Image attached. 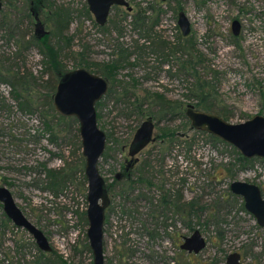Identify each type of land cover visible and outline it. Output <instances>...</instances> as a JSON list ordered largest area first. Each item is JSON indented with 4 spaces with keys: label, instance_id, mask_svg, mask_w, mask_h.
I'll return each mask as SVG.
<instances>
[{
    "label": "rangeland",
    "instance_id": "rangeland-1",
    "mask_svg": "<svg viewBox=\"0 0 264 264\" xmlns=\"http://www.w3.org/2000/svg\"><path fill=\"white\" fill-rule=\"evenodd\" d=\"M29 1L3 0L0 13V68L12 67L25 77L23 82H27L25 88L29 89L20 93L9 78H4L5 74L0 75V183L11 192L26 218L43 231L52 251H41L26 230L10 223L6 232L0 228L6 243L0 248V264H93L87 238L85 158L80 134L79 139L76 137L79 123L67 119L60 126L58 114L48 106L57 78L53 74V82L49 83L52 74H45L44 48L32 39L35 27L33 18H27ZM50 1L73 12L66 39L50 40L62 50L60 57L66 71L88 66L90 71H96L98 65L116 61L119 48L131 53L114 82L109 83L114 93H108L97 105L98 125L107 137L99 169L111 199L105 220V264H155L149 257L163 255L168 264H227V257L233 253L241 255L242 264H264V229L245 209L241 197L230 196L234 181L255 184L264 192L263 159H253L244 167L233 166L238 158L234 147L193 130L186 116L184 119L177 112L171 120L168 116L158 121L164 116L162 105L151 103L150 98L143 110L155 114L152 118L157 124V141L138 155L139 163L131 180L137 181L144 175L154 187L137 184L127 189L128 180H116L130 161L129 147L138 128L149 118L147 112L144 116L132 113L129 104L160 94L172 104H183L185 114L189 105L196 108L197 103L190 98L194 78L179 73L185 56L176 54L164 59L156 53L151 48L155 41L144 37V32L134 24V15L154 7L147 13L156 19L155 11L162 10L155 27L156 42L164 41L173 48L180 37L192 39L202 56L200 76L213 88L207 89L208 93L217 99L218 110L226 115L227 122L241 124L264 116V0H127L132 11L114 8L105 27L86 14L85 0ZM41 10L42 20L51 29V8L45 6ZM180 12L191 22L188 37L182 36L178 26ZM4 14L8 16L7 22ZM234 21L241 25L237 37L232 32ZM13 25H18V29L11 33ZM24 34L25 40L20 41ZM141 46L148 47L142 56L138 50ZM121 87H128L133 95L129 103L120 101L122 96L115 94L123 92ZM14 93H20L18 97L28 96L30 110L27 99L17 102ZM46 123H51L52 131H47ZM162 129L177 131L178 139L173 144L163 143ZM224 166L231 172L221 171L223 176L215 180ZM49 171L63 173L59 186L52 185L54 179ZM163 186L167 193L180 191L184 201H195L198 209H204L192 222L194 231L199 230L207 241L199 255L182 256L179 247L174 246L173 243L179 245L183 237L194 232L186 229L177 217L167 222L174 225L173 229L163 228L159 232L161 242L157 238L152 242L149 233L155 228L150 222V202L158 205ZM124 189L125 197L121 195ZM3 220L0 208V224ZM5 255L9 258L3 263Z\"/></svg>",
    "mask_w": 264,
    "mask_h": 264
},
{
    "label": "water",
    "instance_id": "water-1",
    "mask_svg": "<svg viewBox=\"0 0 264 264\" xmlns=\"http://www.w3.org/2000/svg\"><path fill=\"white\" fill-rule=\"evenodd\" d=\"M166 2L167 0H155ZM95 22L103 27L107 24L114 7H124L132 11L127 0H86ZM3 4L0 0V11ZM178 26L183 37L191 34V22L184 12L178 14ZM234 36H239L241 25L238 21L232 24ZM46 34V33H45ZM109 84L101 76L85 69H76L67 73L57 85L54 95L56 112L63 117L74 118L79 123V134L82 155L85 158V177L88 182L87 192V238L93 253V264H105L104 240L106 210L111 200L106 181L100 173L99 163L107 144L106 134L98 125L97 105L108 92ZM185 116L191 128L212 135L234 147L242 157L248 160H264V116H256L241 124H231L219 115L204 112L189 105ZM157 124L150 117L138 128L129 147L130 161L127 171L135 166L140 155L149 145L156 141ZM120 178V174L117 175ZM233 195L241 197L245 209L254 216L260 228L264 229V195L259 186L243 181H234L230 185ZM0 202L4 212L18 227L25 229L44 252H51L52 247L42 230L32 224L17 206L11 192L0 187ZM207 247V241L199 230L183 238L181 248L189 254H199ZM241 255H229L227 264H241Z\"/></svg>",
    "mask_w": 264,
    "mask_h": 264
},
{
    "label": "trees",
    "instance_id": "trees-1",
    "mask_svg": "<svg viewBox=\"0 0 264 264\" xmlns=\"http://www.w3.org/2000/svg\"><path fill=\"white\" fill-rule=\"evenodd\" d=\"M159 2V1H156ZM158 4V3H157ZM55 8H53V17L56 18V22H55V37L57 39L62 40V39H66V33L69 30V26L70 23L72 21V14L73 12H71L69 9H67L64 6L58 7L55 6ZM155 9L154 7H149V9L147 11H142L139 10L137 12L136 15H134L133 20H134V24L141 29L144 32V37L146 39H149L151 41H155L154 45L151 48H154V51L156 53H158L159 55L162 54V57L164 59H167L168 57L171 56H175L176 54H180L181 56H185V61L184 64L180 67L179 69V73L183 76H188L189 78H194L195 83L193 84L194 87L192 89V95L190 98L194 99L197 101V103L195 104L196 108L198 110H202L204 112H208V113H212V114H216L219 116H222V118H224L226 115L223 114V112H220L218 110V104H217V99L215 97H213L211 95V93H208L207 89H211L212 85L203 80V77L200 76V72L198 71L199 69V62H203L202 61V56L201 54L196 50V46L193 43L192 39L190 38H179V42L177 45H175L173 48H171L169 46L168 43L161 41V42H156L157 36L155 33V27L158 25L159 23V17L162 13V10H156V19H154L153 15H149L147 12L150 11V9ZM116 9H119L118 7H116ZM86 14L90 17V13L88 11V9H85ZM152 43V42H151ZM151 43H149V46H151ZM148 47H144L141 46L138 50L142 55L146 54V49ZM150 48V47H149ZM170 51L169 54L166 55V51ZM48 54L45 55L46 59L48 60L46 65L47 68L50 69V71H52L53 68H57V72L59 73V76H63L67 71L65 70V66L62 64L61 62V57L60 54L62 52L61 49H56L54 47H49L48 49ZM131 53L128 54V51L119 48V52L117 54V60L116 61H112L111 63L107 64V65H98L99 67L96 68V71H92V73H95L97 75H100L102 77L107 78L110 82H114L115 76L117 74V72L119 71V69L121 68L122 63H127L128 60L130 59ZM197 59L199 61H197ZM86 69L90 70V67H86ZM6 70V69H5ZM5 70H2L0 68V75L1 74H5ZM4 72V73H2ZM18 75V76H17ZM16 76H14V81L12 82L14 84V86L16 88H19L21 91L20 93H22L23 91H28V88H25L27 82H23V80L25 79V77L20 76L19 74H17ZM50 84L52 83V81L49 82ZM192 85V86H193ZM122 88V87H121ZM28 89V90H27ZM55 90V86H52V91ZM123 92L119 93V92H115L116 95L118 96H122L120 101H124L129 103L130 100L132 99L133 95L129 94V89L128 87H123L122 88ZM20 93L16 94L14 93L17 102L19 100H21L23 97H18L20 96ZM113 86L110 88L109 90V94L111 95L113 94ZM28 97V96H27ZM27 97L23 98L27 99ZM151 98V100L153 102L151 103H159L162 105V109H163V115L160 119H158V121H160L162 118H166V117H170V120L173 119L172 116L174 113H179L181 115V117H183L185 119V114H184V105L183 104H172L170 101L166 100V98L163 95L160 94H154L152 96L148 95L145 97V99L143 101H139V99H136L135 102L132 104H129L128 107L132 108V113L133 112H138L140 116H144L147 111L143 110V107L146 104H148V100ZM22 101V100H21ZM31 103L30 101H28L27 99V110H30ZM52 111H54L52 103H51V97L49 100V105H48ZM127 107V108H128ZM53 113V112H52ZM149 113V118H152V115L155 117V114L151 111L147 112ZM47 114V113H46ZM48 116V115H47ZM58 117V122L59 125L61 126L63 122H65L67 119H71L74 122L78 123V121L74 118H65V117H61L59 115H57ZM99 117V116H98ZM153 119V118H152ZM154 120V119H153ZM46 127H47V131H52V125L51 123H46ZM162 136L160 135L161 141L163 143H171L173 144V142L175 140L178 139L179 135L178 132L175 130H164L162 129ZM77 139H79V130H77V135H76ZM211 139L215 142H220L223 143V141H221L220 139L210 135ZM156 141H157V137H156ZM234 152L238 155V158L236 159V163L233 166H246L251 164L253 161L252 160H248L245 159L242 156H239V153L233 149ZM149 167V164L147 165ZM221 171H226V172H231V170L228 168V166H224V169H220L217 173H216V177L215 180H219V178H221L223 176V172ZM52 173L51 177H53L54 182L52 183V185H57L59 186V182L63 179V173L59 172H53V171H49ZM131 173L132 171H130V173L128 174L131 177ZM231 175L233 176V174L231 173ZM221 176V177H219ZM117 180V179H116ZM129 182V187H127V189H131L133 188V186L137 185V184H148L151 186H154V184L152 183V181L148 180L145 178V176L143 175V177H139V179L137 181H133L131 180V178L127 179ZM118 181V180H117ZM134 190V189H132ZM162 191H164L163 196L160 198L159 202H160V206L163 207V209L161 208V213L164 214L165 218L167 220H171L174 217H177L179 219V221L183 218L184 219V225L186 227V229H188L189 231H194V225L192 224L193 220L195 218H199L203 213H204V209L203 208H197V205L195 203V201H184L182 194L180 193V191H178L176 194L172 193V191L170 192H166L163 186ZM126 190L124 189V192L121 193V195L123 196V194H125ZM127 195V194H125ZM125 195L123 197H125ZM230 196L234 197L235 199H237L238 197L230 194ZM145 197V196H142ZM127 198H129V196H127ZM167 206V207H166ZM165 208L167 211H165ZM127 213V212H125ZM188 221V222H187ZM172 224H166L164 227L167 230L173 229ZM150 235V233H149ZM179 238V237H178ZM87 250H89L88 246L86 247ZM64 264H66V262H64Z\"/></svg>",
    "mask_w": 264,
    "mask_h": 264
},
{
    "label": "flooded vegetation",
    "instance_id": "flooded-vegetation-1",
    "mask_svg": "<svg viewBox=\"0 0 264 264\" xmlns=\"http://www.w3.org/2000/svg\"><path fill=\"white\" fill-rule=\"evenodd\" d=\"M2 1V4H3V7H2V10L0 11V13L3 11V9H4V2H3V0H1ZM29 0H27V2H28ZM86 1V0H85ZM30 2V11L28 12L29 14L27 15L28 17L27 18H33V20H34V27H35V31H34V37H32V39H33V41H34V43L35 42H37V44H41L42 46H43V48H44V51L42 52V54H43V57H44V59H45V61H46V63H47V59H46V56L45 55H47L48 54V49H49V47H54V48H56L55 47V45H53V43L51 44L50 43V40L51 39H55V35H54V33H55V22H56V18L55 17H53V8H55L54 7V5L55 6H57L54 2H52V1H50V0H30L29 1ZM87 3V2H86ZM45 6H49L50 8H51V15L49 14V17H48V23L50 24V26H51V29H47V24H46V22L45 21H43L42 20V16H41V9H43V8H45ZM62 5H60V6H58V7H61ZM114 8H116V7H114ZM113 8V9H114ZM119 8V7H118ZM113 9H112V11H113ZM88 11H89V8H88ZM112 11H111V13H112ZM89 13H90V11H89ZM90 15H92L91 13H90ZM93 16V15H92ZM4 20H5V22H7V20H8V16L7 15H5L4 14ZM47 20V19H46ZM95 20V19H94ZM109 20V19H108ZM108 23V22H107ZM98 25V24H97ZM107 25V24H106ZM105 25V26H106ZM105 26H103V27H105ZM13 27H14V30H10V31H12L11 33H13V32H15L17 29H18V25H17V27L15 26V25H13ZM16 27V28H15ZM101 27V26H100ZM12 28V27H11ZM69 28H70V26H69ZM46 33V34H45ZM68 33V32H67ZM12 38V37H11ZM25 38H26V34H24V36L23 37H21V40L20 41H23V40H25ZM19 41V42H20ZM42 48V49H43ZM57 49V48H56ZM78 69H82V67L81 68H78ZM83 69H85V70H87V71H89V72H91L90 70H88V69H86V68H83ZM57 70V68H53L52 69V71H50V69L49 68H47V65H46V68H45V74L46 75H48L49 76V74H52V76H51V81H52V77H53V74H55L56 76V78H57V80H56V86H55V90H54V92H53V94L51 95V103H52V106H53V109L55 110V107H54V100H53V98H54V95H55V93H56V89H57V85L59 84V82L61 81V79L63 78V76H65L67 73H69V72H71V71H67L63 76H59V73L56 71ZM76 70V69H75ZM5 75H4V78H9V80H10V82H13L14 81V76H16L17 74H19L20 76H22L20 73H15V71L13 70V68L12 67H9V68H7L6 70H5ZM92 73V72H91ZM95 74V73H94ZM18 76V75H17ZM16 76V77H17ZM100 76V75H99ZM102 77V76H101ZM107 82H108V84L110 83V81L107 79V78H105V77H103ZM53 82V81H52ZM14 85V84H13ZM15 87V86H14ZM109 90H110V86H109V89H108V92L106 93V95L109 93ZM105 95V96H106ZM104 96V97H105ZM16 101V100H15ZM56 111V110H55ZM57 113V112H56ZM58 114V113H57ZM59 115V114H58ZM59 116H61V115H59ZM61 117H63V116H61ZM65 118H68V117H65ZM70 118V117H69ZM53 130V129H52ZM156 142V141H155ZM153 144V143H152ZM150 146V145H149ZM139 163V161L135 164V166L137 165ZM135 166L131 169V171H133L134 170V168H135ZM130 172L129 171H127V164H126V167H125V169H124V173H122V174H120V178L119 179H117L118 181H121V180H127V179H129V178H131L128 174H129ZM117 177V176H116ZM0 187H4V188H7L6 186H5V184H2V183H0ZM154 187V186H153ZM152 187V188H153ZM107 188H108V186H107ZM8 189V188H7ZM260 189L262 190V188L260 187ZM109 192V191H108ZM123 193V192H122ZM262 193H263V195H264V192H263V190H262ZM125 194H126V192H125ZM125 194H123V196L125 195ZM141 198V197H140ZM111 200V199H110ZM151 203V218H150V222H151V226L152 227H154L155 228V230H153L152 232H150V237H151V239H152V242L157 238L158 239V243H160L161 242V239H160V234L161 233H159V232H162V230H163V228H165L164 226L166 225V224H168L167 222H168V220L165 218V216H164V214L163 213H161L162 211H161V208L163 209V207H161L160 206V202L158 203V205H157V202H156V204H155V202H153V201H151L150 202ZM110 205H111V203H110ZM110 207V206H109ZM167 207V206H166ZM0 208H2V210H3V212H4V207H3V204H2V202H0ZM20 209V208H19ZM154 209H159V210H154ZM108 210V209H107ZM107 210H106V213H107ZM161 211V212H160ZM165 211H167L166 210V208H165ZM4 216H5V220H3L2 221V223L0 224V228H3V232H6V231H8L9 230V227H8V225H10V223H12L13 224V222L9 219V217L6 215V213L4 212ZM162 218H165V220L163 221V222H161L160 220L162 219ZM180 223H184V219L182 218L180 221H179ZM14 225V224H13ZM15 226V225H14ZM16 227V226H15ZM18 228V227H17ZM20 229H22V228H20ZM25 230V229H24ZM5 234V233H4ZM2 236L0 235V248H4V245L6 244L5 243V239L3 238V240H2ZM184 238V237H183ZM174 244V246H176V247H179V253H180V255H187L188 257H192V256H197V255H199V254H189L187 251H185V250H183L182 248H181V246L183 245V239H182V243H179V245L177 244V243H173ZM158 247H161V246H158ZM205 250V249H204ZM42 251V250H41ZM105 251V250H104ZM21 252H22V248H19V256H21L22 254H21ZM129 252V251H128ZM105 253V252H104ZM8 255V254H7ZM7 255H5L4 257L5 258H2L3 259V261H1V262H3V263H6L7 261V259L9 258V256H7ZM231 255V254H230ZM1 256V255H0ZM229 257V256H228ZM228 257H227V260H228ZM149 260L150 261H152V262H154L155 264H168L169 262H168V260L166 259V257H165V255H163V256H157V257H154V256H152V257H149ZM227 262V261H226ZM240 263L242 264V257H241V260H240Z\"/></svg>",
    "mask_w": 264,
    "mask_h": 264
}]
</instances>
